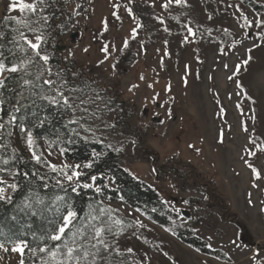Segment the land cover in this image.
Returning <instances> with one entry per match:
<instances>
[{"label":"rangeland","instance_id":"rangeland-1","mask_svg":"<svg viewBox=\"0 0 264 264\" xmlns=\"http://www.w3.org/2000/svg\"><path fill=\"white\" fill-rule=\"evenodd\" d=\"M218 1L228 15L225 22H211L203 0L64 5L65 19L74 8L79 15L52 42L56 63L76 68L81 81L109 101L108 107L99 101L98 109L92 106L98 118L81 121L83 128L74 125L75 130L86 141L123 151V167L154 187L181 222H199L197 236L227 260L195 251L120 201L104 203L123 222L117 226L122 232L115 242L123 253L117 264H251L254 253L264 257V30L242 27L243 16L264 18V0H251L260 14L243 2ZM12 2L0 0V18L6 11L19 18L9 10ZM138 3L153 11L145 24L137 18ZM18 145L32 159L27 144ZM33 150L43 158L39 167L59 179L48 164L76 166L51 147ZM233 239L242 246L234 247ZM18 261V254L0 250V264Z\"/></svg>","mask_w":264,"mask_h":264},{"label":"snow or ice","instance_id":"snow-or-ice-1","mask_svg":"<svg viewBox=\"0 0 264 264\" xmlns=\"http://www.w3.org/2000/svg\"><path fill=\"white\" fill-rule=\"evenodd\" d=\"M67 2L68 0H13L8 6L9 10L18 12L20 16L5 19L15 27L5 32L0 26V113L5 112V105H10L7 119L0 115V149L6 150L8 147L2 143L4 135L11 137L18 128L26 138L32 159L38 164L42 163V159L33 150L36 138L30 127H42L48 122L47 109H54L61 115L71 114L72 119L68 120L65 127L76 125L83 128L81 121L98 118L92 106L98 109V101L105 107L109 105V101L104 99L97 88L81 81L80 73L74 70L69 72L65 65H56V58L51 50L52 42L56 35L68 29V21L74 15H79L74 8L67 13V19L64 18V5ZM168 2L180 4L182 0ZM128 12L131 15L130 8ZM241 15L243 16L242 13ZM243 20L242 27L264 30V18L257 21L243 16ZM104 23L106 27L107 22ZM188 31L191 33L190 28ZM132 32L134 35L136 29L133 28ZM127 46L126 40L124 47ZM102 51L106 60L110 54L109 46L105 45ZM250 60L249 56L241 63L247 65ZM240 70V64H237L235 71L238 73ZM228 78L233 79L232 76ZM10 81L13 82L11 87ZM237 87L243 86L237 84ZM84 131L90 129L85 128ZM131 143L135 146L136 141L132 140ZM16 159L18 157L15 151L12 154V164L9 159L0 156V164L9 166L7 169L0 167V172L7 170L8 175L13 177L11 183L0 178V207L7 204L14 209L6 219L0 218V250L18 254V264H26V256L31 259V264H117L116 258L123 255L115 242L117 235L122 232L117 226L123 222L114 218L113 210L106 207L102 200H93L87 210H83L77 209L68 196L69 189L75 194L81 189H93L100 194L101 187L94 183L97 178L91 177L93 183H82L81 173L75 170L79 165H65L64 169H68L65 171L58 169L55 164H48L52 172L59 171L63 177L56 179L55 185L50 189V178L38 171L12 172L11 167ZM248 167L259 179L257 169L251 164ZM19 176H23L28 185L25 186L26 195L19 203H15L9 193L20 189V184L16 181ZM33 180L40 183L33 184ZM35 221H39V226H36ZM231 243L234 247L242 246L239 239H233ZM127 251L131 252L132 249L128 248ZM251 264H264V257L259 252L254 253Z\"/></svg>","mask_w":264,"mask_h":264},{"label":"trees","instance_id":"trees-1","mask_svg":"<svg viewBox=\"0 0 264 264\" xmlns=\"http://www.w3.org/2000/svg\"><path fill=\"white\" fill-rule=\"evenodd\" d=\"M230 1L243 2V4L251 7L257 13H261L260 8L251 0ZM203 4L210 14L211 22L219 23L227 21L228 15L220 9L218 0H203ZM135 12L137 18L143 24L149 22V16L153 14V11L143 3L135 5ZM6 14L5 17L0 18V26H2L3 31L8 32L9 28L15 27V25L9 24L5 19L7 17ZM61 64L63 65L60 61L56 63V65ZM68 69L69 72L76 70L73 67ZM12 83L11 81L9 82L10 87ZM9 109L10 105H5V112L0 113V115L4 116L5 120L7 119ZM41 115L43 116L44 112ZM47 115L48 122L42 127H30V130L36 138L34 145L36 151L38 148H43L44 146L58 150L66 162L79 165L78 168L83 172L80 176L82 183H91V177L95 176L97 178L94 182L95 185L102 189L100 194L95 193L93 189H81L78 194H75L71 193L69 189L68 196L73 200L77 209L87 210L89 203L93 200H102L103 203L122 201L152 224L172 234L186 246L203 255L221 261L226 260L225 255L221 251L212 250L204 240L197 236L196 228L199 226V222L192 221V225L188 222H181L178 215L167 209L161 194L154 187L142 180L134 178L123 167L125 161V153L123 151L111 149L104 144L86 141L77 133L74 125L65 127L68 120L72 117L71 114L61 115L56 110L49 108L47 109ZM19 142L24 146L26 138L20 134L18 128L14 130V134L11 137L4 135L2 143L7 144L8 147L6 150L0 149V156L9 159L10 164H12V154L15 151L18 159L15 160L11 171L15 172L19 170L21 173L38 171L42 175L50 178L49 185L50 189H52L55 185V180L59 178H57L55 173L42 170L39 164L28 156L24 148L19 147ZM41 159L43 161V158ZM87 165H91V167H86ZM0 167L7 169L9 166L0 164ZM0 178L5 179L9 183L13 180V177L8 175L7 170L0 172ZM182 180L183 176H181ZM16 181L20 184V189L15 193L9 194L12 195L15 203H19L23 196L26 195L25 186L28 185V181L24 180L23 176L16 177ZM32 183L39 184L40 182L33 180ZM41 194H43V191H41ZM13 211L12 206L4 204L0 207V218L6 219ZM233 220L236 222L235 216ZM34 223L36 226H39V221H35ZM236 223L243 231L244 226L239 222ZM25 259L26 264H31L29 257L26 256Z\"/></svg>","mask_w":264,"mask_h":264},{"label":"flooded vegetation","instance_id":"flooded-vegetation-1","mask_svg":"<svg viewBox=\"0 0 264 264\" xmlns=\"http://www.w3.org/2000/svg\"><path fill=\"white\" fill-rule=\"evenodd\" d=\"M157 107H158V105H157ZM159 108V107H158ZM148 116H149V114H148ZM151 119H152V121L153 122H155V121H157L158 119H161V117H155V116H151ZM162 121V119L160 120V122Z\"/></svg>","mask_w":264,"mask_h":264},{"label":"water","instance_id":"water-1","mask_svg":"<svg viewBox=\"0 0 264 264\" xmlns=\"http://www.w3.org/2000/svg\"><path fill=\"white\" fill-rule=\"evenodd\" d=\"M75 36H73V38H74ZM145 114H146V111L144 112ZM160 120L161 119H158L157 121H155V123H159L160 122ZM187 218H189V215L188 214H186V213H183Z\"/></svg>","mask_w":264,"mask_h":264}]
</instances>
